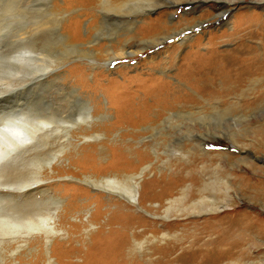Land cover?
Segmentation results:
<instances>
[{"label":"rangeland","instance_id":"rangeland-1","mask_svg":"<svg viewBox=\"0 0 264 264\" xmlns=\"http://www.w3.org/2000/svg\"><path fill=\"white\" fill-rule=\"evenodd\" d=\"M83 1L4 0V3L3 0H0V96L6 94L7 98L3 102L4 105L7 104L8 106L6 111H10L12 108L14 111L21 110L22 105L20 103L24 99V101H28L26 104L31 106L35 100L42 103L41 97L47 96V104L62 109V115L66 118L63 120L70 119L69 121L72 122L68 124L72 125L71 123L77 117L79 106L69 92L72 85L77 88L82 86L79 85V82H74V78L80 77L82 69L72 67L82 65L85 73L82 84L88 88L82 97L84 99L90 98L92 103L99 101L101 105L99 110L93 112L96 118L93 120L92 124L94 125H92L90 133L103 134L99 138L88 139H79L74 134L65 146V151L62 152L63 156L54 161V165L58 166L55 167L57 169L54 173L44 176L48 178V183L43 184L28 195L22 196V190H20L18 196H14L16 202H37L40 198L43 199L44 196H48L49 193L60 196L65 206L71 205L65 219L60 224L62 228L68 230L69 234H65L63 238L57 237V240H62L60 241L61 244H58L56 239L49 241L48 245H42L37 238L29 239L28 246L20 249L12 260L8 258L6 264H46L48 259L53 264H99L98 248L100 247L102 250L113 239L110 236L99 240L102 235L98 233V228L112 215L117 206L106 195L108 192L104 188L96 186L95 188L92 183L82 179L85 176L100 179L111 174L138 173L143 168H147V170L142 175L139 191H142L145 181L150 178L164 176V179L167 180L172 172L180 168L184 175L194 174V176L202 177L203 183L204 181L212 182V185L216 187V193L219 192L217 194L221 196L220 183L227 177L229 178L228 173L231 172L229 187L231 189L229 190L233 195V201L230 202L232 205L225 207L223 209L225 211L220 212L219 216L228 213H246L244 214L245 217H249L250 225L257 230L258 236L242 247L243 254L245 252L244 255L224 260L223 264H264V92L262 91L264 72H258L240 88L206 96L196 92L183 78L178 77V68L183 62V57L193 49L201 56L208 57L210 51L219 54V52L232 51L240 45L250 46L253 48L257 60L264 64V3H256L255 0H242L232 7L228 15L217 17L218 19L210 17L211 13L218 8L214 2L200 3L196 5L198 8L194 12H192L194 5L187 1L180 2L175 7L170 5L159 6L133 21L132 26H128V28L134 31L144 21L155 18L162 13L168 26L175 28L179 33L182 32L181 35L184 37L188 36L185 39L187 40L185 45L180 47L176 40L169 37L163 44L145 46L142 49L143 52H139L134 57L112 60L108 68L107 64H105L106 66L103 64L105 53L100 51V54L98 53L96 56L91 55V53L85 54L78 47L67 45L63 37L56 31L58 19H60V26H65L70 19L77 17L80 19L77 30L74 33L70 29L71 32H69L73 34V39L77 44H85L87 47V42L94 39L93 44L108 46L121 40L119 35L125 29L122 28L124 26H121L119 21L104 22L100 33L96 35L94 27L101 24L100 20L97 19L101 15V8H98L96 0H93L91 5H87L85 8L81 4ZM52 2L56 8L54 9L56 18L54 23L49 24L46 28H41L43 32L40 30L39 40L34 48L40 61L37 62V65L30 67L32 54H26L27 60L19 57L23 54L24 48L25 51H30L32 44L25 42L28 44H24L27 47L22 45L23 42L19 40L17 35L21 29L32 27L35 22L52 21L54 15L50 16L48 10ZM133 2L130 1L123 7V12L134 8ZM60 9H64L66 13L59 15L57 11ZM114 9L120 11V9ZM115 10L107 12L114 16H120L115 14ZM201 10L209 11L210 15L208 13L202 15V21H199V24L190 30L180 32L182 27L196 23L193 21V17L202 14L204 11ZM171 13H173V17L170 16ZM234 25L240 28L237 33L232 34ZM57 29L63 31V28L58 27ZM66 31L68 32L69 29ZM63 32L67 34L65 31ZM157 32L158 30L153 29L151 34ZM209 38L213 40L211 49L206 47ZM166 45L168 46L163 49ZM164 57H166L169 66L164 63ZM59 68H61L62 74L54 76L50 72L47 78H42L37 84L31 86L30 90L24 92L22 101L17 99L20 98V94H18L20 83L27 78L32 79L34 76L32 73L35 69L38 73H42ZM101 70L104 73L103 77L101 75L103 80H100L103 86L106 85L108 78L120 80L122 76L126 77V75L135 73L151 72L154 76L164 77L170 82L171 87L176 85L189 92L206 115L173 117L154 129L148 127L149 120L132 125L120 123L117 119L119 116L115 113L120 102L115 99L109 104L110 100L102 92V88L96 89V92L91 90L90 85L100 82H95L94 74L96 71L101 72ZM62 75L68 76L67 80L60 79L59 77H63ZM216 87L221 88L219 81L216 83ZM189 104L187 102L176 104L172 110L175 112L177 109H187ZM110 105L113 108L111 110ZM107 108L109 109L108 112ZM74 113L76 114L74 115ZM104 113L106 114L103 115ZM5 120H8L7 116L0 118V122ZM82 130H85L84 127L77 130L76 133H80ZM60 134L56 138V142L53 140L54 138L43 140L50 142V146L40 144L32 146L23 156L2 165L7 166L6 169L21 170L25 175H30L33 166L31 160L51 156L50 154L55 152L59 148V143L62 142L59 140L62 137ZM63 144L66 142L64 141ZM240 174L244 175L245 184L255 187V189L258 188L259 191L243 189ZM162 185L163 183H160L158 186L148 188L146 195L150 196L159 192ZM188 187L191 188L188 181L179 183V189L177 188L175 195L181 196L189 190ZM98 191L105 194L98 197ZM114 195L112 198L118 199L117 195ZM197 198L199 197L197 196ZM121 200L123 199L121 198ZM145 204L148 205L149 200ZM128 210L132 214L143 216L149 221L152 220L150 213L142 207L132 206L128 207ZM209 213L205 212L202 215ZM96 214L97 220H90L92 224L86 223L87 219ZM180 227L177 226L175 229L168 230L169 236H164L165 238L159 237L158 240H152L139 246H135L131 242L133 248L127 250L126 257L122 258L123 261L118 262L115 259L106 263L152 264L151 259L156 258L161 259L157 264L175 263L177 256L182 252V248L171 250L170 245H166L167 247L160 250L159 253L153 254V256H149L148 249L152 244H163L164 240L186 238L188 231H183ZM142 228V226H138L136 229L141 230ZM133 230V228L127 230L126 234L129 239L132 237ZM102 231L104 232L103 236L106 235L109 231L108 226L103 227ZM149 234L150 232H147L146 237ZM13 244H9V248L7 245H3L2 250L5 254L16 247V244ZM130 255L134 256L135 260H125ZM190 257H187L185 264H205L197 256Z\"/></svg>","mask_w":264,"mask_h":264},{"label":"bare ground","instance_id":"bare-ground-1","mask_svg":"<svg viewBox=\"0 0 264 264\" xmlns=\"http://www.w3.org/2000/svg\"><path fill=\"white\" fill-rule=\"evenodd\" d=\"M96 1L98 8L100 7L102 11L101 15L97 18L100 20L101 24H97L94 27L96 35L100 33L101 26L104 22L119 21L122 24L121 26H124L122 28L125 29L124 32L119 35L121 36V40L108 46L103 44H93L94 39L87 42V47H85V44H83L84 46L77 44L73 39V34L69 33L71 32L70 29L72 32L74 31V33L77 30L78 24L80 23V19L77 17L70 19L65 26H60V19H58L59 23L56 26V31H58L59 35L63 37L65 40L64 42L67 45L78 47V49L85 54L91 53V55L94 54L96 56L98 53L100 54V51L101 53H105L103 64H107L109 68V64L112 60L134 57L139 52H143L142 49L145 46H154L160 43L163 44L169 37L176 40L180 47L185 45V42L187 41L185 39L188 36L184 37L181 35V31L190 30L193 26L199 24V21H202V15L207 13L210 15L209 11L201 10L204 11L202 14L193 17V21H196V23H191L182 27L180 30L181 33L166 24L164 14L162 13L155 18L144 21L141 25L135 28L134 31H131L128 26L131 27L133 21L143 17L148 11L162 5L175 7L176 4L187 1L189 4L194 5L192 10V12H194L196 11L195 9L198 8L196 5L205 2H214L218 8L211 13L210 17L219 18L220 16L228 15L232 7L239 4L242 0ZM130 1H134V8H130V10H125L123 12V7H125ZM54 2H52L48 8L49 15H54L52 21L46 20L44 22H35L32 27L21 29L17 35L19 40L23 42L22 45H28L27 43L32 44V46H30V51H25L24 48L23 54L19 57L21 59L23 58V60H27L26 54H32L30 58L31 64H29L30 67L37 65V62L40 61L36 56V51L34 49L39 40L40 30L43 32L42 29L49 26V24L51 25L54 23L56 18V13L54 12V9L56 8L53 6ZM92 2L93 0H84L81 4L85 7L91 5ZM255 2L262 4L264 3V0H255ZM114 8L118 10L120 9V11H117ZM113 10L116 11L115 14H119L120 16H114L107 12ZM57 13L61 15L66 13V11L60 9ZM170 16L173 17V13H171ZM58 27H60V29L63 28V31L67 34L63 31H59V29H57ZM239 28V26L234 25L231 33H237ZM68 29L69 31L67 32L66 30ZM153 29L158 30V32L151 34ZM212 41L213 40L209 38L206 42V47L208 49L213 47ZM168 45L164 46L163 49ZM213 52L214 51H210L209 56L207 55L208 57H204L193 49L185 54L183 62L178 68V77L183 78V80L188 85H191L190 87H193L196 92L205 96L240 88L241 85L249 81V79L258 72H264V64L257 60L254 50L250 46L240 45L232 51L223 53L219 52V54ZM163 60L164 63L169 66L166 57H164ZM76 67L79 70L82 69V72L80 77L74 78V82H79V85L82 86L77 88L72 85L71 91L69 92L73 95L72 97L76 101L77 106H79V110L77 109V117L73 120L74 122L71 123L72 125L68 124L72 122L69 121L70 119H67V121L63 120H66V118L62 115V109L60 110L59 108L47 104V96L41 97L42 103L36 102L35 100L31 103V106H29L28 103L26 104L27 100L24 101L25 99L23 97L26 90H30L31 86L37 84L42 78H47L50 72H52L51 74L54 76L62 74L61 68L50 70L48 72L43 71L42 73H38L35 69L32 73L34 74L32 79L27 78L20 83L18 90L20 98L17 99H21V101L24 100L22 102L19 101L22 105L21 110L19 111H14L13 108L10 109V111H6L8 106L7 104H5L6 106L3 104L7 98L6 94L0 96V109H4L0 110V118L4 116L8 117V120L0 122V129H7V131L3 133V140L0 141V264H6L8 258H11L12 260L13 256H15L20 249L28 246L29 239L37 238L41 241L42 245H48L49 241L54 239L57 240V237L59 236L63 238L65 234H69L68 230L62 228L60 224L65 219V215L69 212L71 205L65 206L60 196H55L54 193H49L48 196H44L45 198L43 199L40 198L37 202H16L14 196H18L20 190H22V196L28 195L40 186H43V184L48 183V178L44 176L54 173L55 169H57L55 167L58 166L54 165V161L63 156L62 152L74 134H76L75 136L79 137V139L99 138V136L103 135L97 132L90 133L92 125H94L92 124L93 120L96 118L93 115V112L99 110L101 105L99 101H94V103H92L93 101L90 98L84 99L82 97V94L85 93L84 91L88 88L84 87L82 84V81L85 79L83 66L76 65L72 68ZM101 75L102 77L104 76L102 70L101 72H95V82L103 80L101 79ZM59 78L67 80L68 76L64 75ZM218 81L221 84V88L219 89L216 87ZM64 83L61 84L65 85ZM169 83L170 82L164 77L154 76L151 72H142L126 75V77L122 76L120 80L116 78H108L107 83L104 86L101 84V81L90 86L92 87L91 90L93 92H96V89L98 88H102V92H104L107 95V99L110 100L109 104H111V101H115V99L120 102V105L118 104L117 109H115V113L119 116L117 118L119 120L118 122L120 123H129L132 125L141 121L149 120L148 127L154 129L173 117L194 116L198 114L206 115L201 111V108H199L200 106L195 102L196 99L189 92L176 85L171 87ZM32 90L34 91V89ZM7 91L10 92L9 90ZM262 91L264 92V88ZM184 102L190 103L187 109H177L175 112L172 110L176 104ZM91 103L93 107L91 106ZM111 109L113 108L110 105V110ZM106 110L107 112L109 111L108 108ZM75 114L76 113H74V115ZM105 114L106 113L103 115ZM129 115H131V117H129ZM58 123H61V125H58ZM82 127H84L85 130L76 133V131L80 130ZM60 133L62 134V137L59 140H62V142L57 141L58 143L60 142L59 148L50 154L51 156L49 157L32 159L31 163L33 166L30 175H25L21 170L6 169L5 167L7 166L2 165L3 163L23 156L32 146L39 144L42 146H50V142H45L43 140L54 138L53 140L55 141ZM64 141L66 144H63ZM247 154L249 155V152H247ZM146 170L147 168H143L138 173L111 174L101 177L100 179L93 178V176H85L82 179L89 181L94 187L104 188L108 192L106 195L110 197V200L112 199L111 201H114L117 206L112 212V215L98 228V233L102 235L99 237V240H101V238H109L110 236L113 239L106 247L102 248V250L100 247L98 248L99 264H107L108 261L115 259L118 262L123 261L122 258L126 257L127 250L129 251V248H133V243L135 246H139L146 242H151L152 240H158L159 237L167 236L168 230L175 229L177 226H181L180 228L183 231H188L187 237H182L181 239L178 238L179 240H164L163 244H152L150 249H148L149 256L159 253L160 250L167 247L166 245H170L171 250L179 247L182 248V252L177 256L176 262L172 264H185L187 257L190 256L199 257V260H202L205 264H223L225 262L224 260H230L234 257L237 258V256L244 255L245 252L243 254L242 247L248 241L251 239L253 240L258 236V234H256L257 230L250 225L249 217H245L244 214L246 213H228L219 216L220 212L225 211L223 210L225 207L232 205L230 202L233 201V195L229 190L231 189L229 188L230 177L232 176L231 172L228 173L230 177H227L220 183L221 186H219V190L222 191L221 196L217 194L219 192L216 193V187L212 185V182L208 183L204 181L203 183V178L194 176V174L184 175L180 168H177L172 172L167 180L164 179V176L150 178L145 181L142 191H139L142 183L141 178ZM240 176L243 189L250 191L258 189L245 184L244 175L240 174ZM185 181L190 182L191 188L189 189L188 187L187 189L189 190L187 192L177 197L175 194H177V190L179 189V183ZM160 183H163V185L159 192H155L150 196L148 194L146 195L149 190L148 188L158 186ZM197 184H199V186H196ZM98 193V197L105 194L101 191H98ZM113 194L117 195L118 199L114 200V198H112ZM197 196L199 198H197ZM120 197L123 200H121ZM147 200H149L148 205L145 204ZM132 206L142 207L145 211L150 213L152 220L149 221L143 218V216L132 214L128 210V207ZM231 209L233 210L234 208ZM205 212L210 213L202 215V213ZM92 219L97 220V214L90 219H87L86 223L92 224L90 222ZM105 226H108L109 231L103 236L104 232L102 229ZM138 226H142L143 228L137 230L136 228ZM128 228L134 229L130 239L126 234ZM165 228H167V230H165ZM147 232H150L148 237H146ZM60 241L62 240H57V243L61 244L62 242ZM131 242H133L132 245L130 244ZM11 243L16 244V247L13 248V250L8 251V254H5L4 250H2L3 245H7L8 247ZM125 260L132 261L135 260V257L130 255ZM160 260V258L154 260L151 259V262L153 261L152 264L155 262L157 264ZM46 264L53 263L48 259Z\"/></svg>","mask_w":264,"mask_h":264},{"label":"snow or ice","instance_id":"snow-or-ice-1","mask_svg":"<svg viewBox=\"0 0 264 264\" xmlns=\"http://www.w3.org/2000/svg\"><path fill=\"white\" fill-rule=\"evenodd\" d=\"M6 131H7V129H0V141L3 140V133Z\"/></svg>","mask_w":264,"mask_h":264}]
</instances>
